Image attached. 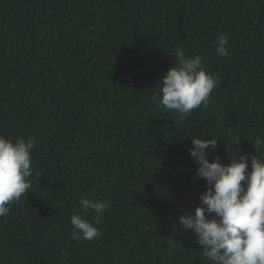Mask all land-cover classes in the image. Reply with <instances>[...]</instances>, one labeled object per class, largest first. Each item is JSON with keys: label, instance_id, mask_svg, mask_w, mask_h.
Instances as JSON below:
<instances>
[{"label": "trees", "instance_id": "1", "mask_svg": "<svg viewBox=\"0 0 264 264\" xmlns=\"http://www.w3.org/2000/svg\"><path fill=\"white\" fill-rule=\"evenodd\" d=\"M178 48L221 77L183 118L152 99ZM0 135L35 140L0 264H212L178 223L206 187L190 138L264 154V0H0ZM81 198L110 203L99 224ZM73 214L103 235L71 239Z\"/></svg>", "mask_w": 264, "mask_h": 264}, {"label": "clouds", "instance_id": "2", "mask_svg": "<svg viewBox=\"0 0 264 264\" xmlns=\"http://www.w3.org/2000/svg\"><path fill=\"white\" fill-rule=\"evenodd\" d=\"M214 43L219 56L228 55L226 34H219ZM174 57L173 65L159 78L152 99L157 107L183 118L201 105L207 106L221 77L205 70L200 55L188 57L183 48H178ZM190 139L188 153L196 165L193 176L203 179L206 187L199 194V205L178 217L180 228L192 231L202 247V256L212 264H264V154H228V164L215 155L210 162L206 150L214 152L218 139ZM262 145L264 139L257 137L253 147ZM34 147L33 138H18L13 143L0 135V217H7L9 206L31 187L28 178L33 175L30 162ZM80 206L83 212L94 210L95 224H99L102 213L111 205L81 198ZM70 223L73 240L93 241L103 235L81 214H73Z\"/></svg>", "mask_w": 264, "mask_h": 264}]
</instances>
